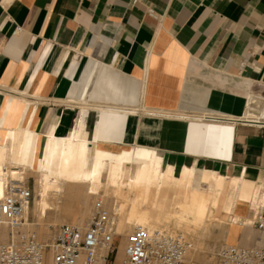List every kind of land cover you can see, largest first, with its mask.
<instances>
[{"label":"crops","instance_id":"1","mask_svg":"<svg viewBox=\"0 0 264 264\" xmlns=\"http://www.w3.org/2000/svg\"><path fill=\"white\" fill-rule=\"evenodd\" d=\"M250 95L264 98V0L0 4L1 133L67 135L81 107L87 123L109 105L182 114L192 121L167 162L175 174L186 167L223 178L212 230L242 247L260 236L231 217L250 219L264 205V120L244 118ZM231 230L242 236L230 240Z\"/></svg>","mask_w":264,"mask_h":264},{"label":"bare ground","instance_id":"2","mask_svg":"<svg viewBox=\"0 0 264 264\" xmlns=\"http://www.w3.org/2000/svg\"><path fill=\"white\" fill-rule=\"evenodd\" d=\"M247 98L244 118L264 120V98ZM111 107L99 108L96 121L88 123L83 120L86 108L81 107L80 119L67 135H57L53 128L41 138L25 126L2 134L5 120L0 116V197L9 181L25 183L27 176L32 175L37 192L33 215L42 218L54 209L52 202L62 199L66 192L67 197L78 199L83 190L84 203L99 196L111 201L116 231L124 238L136 228L152 231L162 230L169 222L177 227H194L213 221L223 178L186 167L175 174L167 162L169 152L181 146L192 119L182 114H139L128 108ZM28 213L29 208L25 218ZM84 216L79 218L81 225H85ZM230 220L249 224V219L233 216ZM124 238L116 258L119 264ZM0 241L5 242L3 232Z\"/></svg>","mask_w":264,"mask_h":264},{"label":"built area","instance_id":"3","mask_svg":"<svg viewBox=\"0 0 264 264\" xmlns=\"http://www.w3.org/2000/svg\"><path fill=\"white\" fill-rule=\"evenodd\" d=\"M149 15L154 17L152 11ZM32 200L26 184L13 180L0 197V227L8 234L7 241L0 242V264H113L119 235L114 215L102 203L94 205L85 228L62 223L50 239L42 240L28 230L33 223L25 212ZM246 226L260 234L258 242L247 247L224 243L213 264H264V205L253 211ZM191 247L184 236L136 228L127 238L120 264H182Z\"/></svg>","mask_w":264,"mask_h":264},{"label":"rangeland","instance_id":"4","mask_svg":"<svg viewBox=\"0 0 264 264\" xmlns=\"http://www.w3.org/2000/svg\"><path fill=\"white\" fill-rule=\"evenodd\" d=\"M25 184H26V187L29 188L33 194V200H32L31 206L29 208V213H28L29 215H27V218H29V222L33 223V225L28 226V230L36 232L38 237L42 240L50 239L54 234L55 228L62 223H72L81 228L85 227L89 220L91 211L97 202L99 203L103 202L104 206L106 205L105 207L108 210H110L111 212H114L111 201L107 198H101L99 196V197L91 198L92 200L89 199L88 202L84 203V199L86 198V196H85V192L81 190L78 199L67 197L68 194L66 192L65 196L62 199L52 202L56 206L54 205V207H52L54 209L48 210L46 212V215L44 216L45 218L44 217L36 218L33 215L34 204H35L34 201L37 197L35 177L32 175H28L25 180ZM100 195H103V193L102 194L100 193ZM84 213H85V216H84ZM112 214L115 215V212ZM81 216H84L85 218V222H84L85 225L84 224L81 225L78 222ZM214 224H215L214 221L206 220L205 223L201 225H196L194 227L180 226L181 227L180 228V227H177V225H175L174 222H169L165 226V228H162V230L172 232V233H179L183 235L186 239L191 241L192 247L190 249V252L187 253L184 259V262L182 264H213L215 260V253L217 251V248L220 247L222 244H224L220 242L224 234L221 231L214 232L212 230V227ZM189 227L190 229H188ZM170 229L172 231H170ZM133 230L134 229H132L131 232H129V235L132 233ZM0 232L4 233L5 242H6L7 235H8L7 230L0 227ZM253 232L258 237L260 236V234L254 229H253ZM117 233L119 236L114 243L115 254L113 256V261H111V263L113 262V264H119L116 258L119 256V247H120L121 241L124 238L121 232H119L118 230H117ZM241 236H242V233L240 231L231 230L229 239L230 240L239 239ZM127 238L128 237L124 238L125 239L124 246L127 241ZM0 242L4 243L3 241H0ZM123 249L124 247L122 248V251L120 252V260L123 258Z\"/></svg>","mask_w":264,"mask_h":264}]
</instances>
